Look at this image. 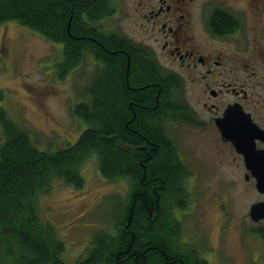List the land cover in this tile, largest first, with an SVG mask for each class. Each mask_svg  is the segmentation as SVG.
Here are the masks:
<instances>
[{"label":"trees","instance_id":"1","mask_svg":"<svg viewBox=\"0 0 264 264\" xmlns=\"http://www.w3.org/2000/svg\"><path fill=\"white\" fill-rule=\"evenodd\" d=\"M111 9L110 0H0V25L17 20L61 44L59 75L80 65L86 53L99 62L85 98L71 108L86 126L63 148L40 149L1 109L0 264H67L65 243L38 218L36 197L54 179L82 188L80 168L91 156L104 179L128 174L132 188L112 213L114 227L95 232L77 264H207L177 244L174 206L184 205V170L163 128L166 116L181 110L171 96L174 83L160 78L127 38L103 32L97 21ZM142 137L146 149L135 150ZM255 230L264 240V225Z\"/></svg>","mask_w":264,"mask_h":264},{"label":"rangeland","instance_id":"2","mask_svg":"<svg viewBox=\"0 0 264 264\" xmlns=\"http://www.w3.org/2000/svg\"><path fill=\"white\" fill-rule=\"evenodd\" d=\"M113 2L117 8L115 17L97 23L112 24L117 34L127 35L132 41L138 39L141 33L134 18L126 11L130 4L125 0ZM62 52L60 43L44 38L17 20L0 25V112L3 109L8 119L22 124L40 149L51 151L73 143L85 128L86 123L74 115L71 108L72 104L85 98L99 66L92 55L84 54L80 65L64 76L59 75L56 65ZM164 128L173 138V148L180 157L188 159L191 154H196L195 146L199 148L197 151H203L195 155V159L189 158L191 163L187 162V165L197 172L185 182L186 188L194 190L203 203L196 211L188 208L190 213L181 210L182 222L179 223L182 229L177 244L183 250L196 247L203 251L202 254L207 251L208 256L215 252L207 264H250L255 261L264 264V240L253 235L255 229L264 225V219L255 222L248 214L250 204L264 196L244 181V170L237 168L231 158L230 166L225 165L226 155H221L224 164L216 165L221 170L216 174L211 167L217 158L215 154L210 155V144L195 138L180 120H168ZM3 140L0 124V143ZM80 171L84 177L82 188L75 189L54 179L52 188L39 194L35 204L38 218L43 223L50 222L64 241L63 259L67 264H77V259L87 250L90 237L100 228L114 227L112 213L126 197L127 184L122 178L104 179L97 157H88ZM219 200L227 204L231 215L227 217L226 225L223 224V231L220 229L223 219L217 207ZM192 202L195 205L194 197ZM190 218L195 220L190 221Z\"/></svg>","mask_w":264,"mask_h":264},{"label":"flooded vegetation","instance_id":"3","mask_svg":"<svg viewBox=\"0 0 264 264\" xmlns=\"http://www.w3.org/2000/svg\"><path fill=\"white\" fill-rule=\"evenodd\" d=\"M125 1L130 4L126 11L129 17L134 18L140 37L132 41L127 35L117 34L112 24H101L102 30L106 34L128 38L130 45L139 47L155 64L160 78L172 79L171 96L181 110L178 116H166L163 128L168 120L177 118L195 138H202L203 142L210 144V155L215 154L217 158L211 167L216 174L221 171L216 165L221 167L224 164L221 155H226L225 165L230 166L231 158L237 168L244 170V181L255 188L256 178L245 167L244 156L230 139L223 136L217 124L226 121L232 132L245 134L255 148L264 150V0ZM110 3V14L100 20H107L116 14L113 0ZM156 83L151 81L148 84L156 86ZM164 132L175 147L166 128ZM141 140L135 150L146 149L147 139L142 137ZM195 148L196 154H191L188 159L175 152L184 170V205L182 208L174 206L180 230L181 210L190 213L188 208L196 211L197 206L203 203L199 195L185 185L190 175L196 176L197 170L187 165V162L191 163V158L195 159V155L201 153V150L197 151L199 148ZM122 179L127 184L125 194L129 196L132 188L128 183L129 175ZM258 193L264 196V192ZM192 197L195 198V205ZM217 207L221 211L223 221L220 229L223 231L226 219L231 215L227 204L221 200ZM194 220L190 218V221ZM191 249L206 262L216 255L213 251L208 256L207 251L202 254L203 251L196 247Z\"/></svg>","mask_w":264,"mask_h":264},{"label":"water","instance_id":"4","mask_svg":"<svg viewBox=\"0 0 264 264\" xmlns=\"http://www.w3.org/2000/svg\"><path fill=\"white\" fill-rule=\"evenodd\" d=\"M223 136L230 139L237 150L244 156V164L253 177L256 178L255 188L264 192V150L254 147L250 139L238 131L232 132L226 121L218 123ZM249 217L251 220L258 221L264 219V200H258L250 204Z\"/></svg>","mask_w":264,"mask_h":264}]
</instances>
